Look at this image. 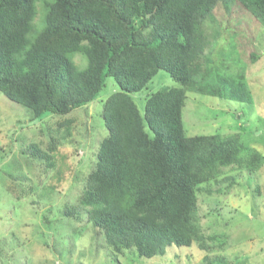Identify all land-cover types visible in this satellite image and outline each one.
<instances>
[{"label":"trees","instance_id":"trees-1","mask_svg":"<svg viewBox=\"0 0 264 264\" xmlns=\"http://www.w3.org/2000/svg\"><path fill=\"white\" fill-rule=\"evenodd\" d=\"M220 4L227 11L240 4L264 26V0H0V91L27 107L32 120L89 105L108 77L118 86L103 102L107 133L81 196L65 210L75 220L88 216L116 257L178 258L171 247L198 242L205 264H232L227 250L214 255L204 239L198 192L230 171L231 182L241 172L264 171V153L241 133L188 135L183 121L189 91L223 97L230 87L231 98L250 99L243 74L214 75L206 56L216 35L206 22L216 20ZM75 55L87 59L82 68ZM251 56L255 62L260 55ZM160 70L179 85L150 91L140 109L133 94Z\"/></svg>","mask_w":264,"mask_h":264},{"label":"rangeland","instance_id":"rangeland-1","mask_svg":"<svg viewBox=\"0 0 264 264\" xmlns=\"http://www.w3.org/2000/svg\"><path fill=\"white\" fill-rule=\"evenodd\" d=\"M215 16L214 22H206L209 33L217 35L213 34L215 42L206 51V56L211 55L210 66L214 75L223 69L231 78L243 74L250 99L231 98L230 87L222 90L223 97L189 91L183 109L186 132L241 133L245 144L264 153V26L240 4L230 11L220 4ZM251 53L260 55L255 62ZM73 60L81 68L87 63L80 55ZM178 85L160 70L149 87L133 97L143 109L150 91ZM117 89L108 77L89 105L41 120H32L27 107L0 91V264H161L168 257L178 264H205L206 251L198 242L171 247L179 252L178 258L168 253L171 248L168 254L152 258L116 257L88 216L75 220L65 214L66 206H76L107 133L101 116L103 102ZM65 118L72 121L69 129L58 127ZM53 139L56 149L50 151ZM229 173L219 182L203 184L198 192L200 223L208 236L204 239L215 245L214 255L227 250L223 255L232 264H264V171L248 176L241 172L235 182L226 179ZM244 181V187L239 185ZM51 183L56 184L55 193L47 188ZM41 189L48 190L41 195Z\"/></svg>","mask_w":264,"mask_h":264}]
</instances>
